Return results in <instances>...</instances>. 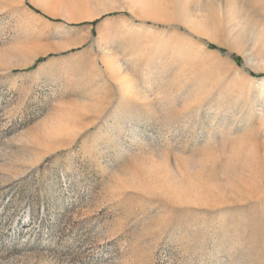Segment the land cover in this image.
I'll return each mask as SVG.
<instances>
[{
	"label": "rangeland",
	"instance_id": "374dc122",
	"mask_svg": "<svg viewBox=\"0 0 264 264\" xmlns=\"http://www.w3.org/2000/svg\"><path fill=\"white\" fill-rule=\"evenodd\" d=\"M0 264H264V0H0Z\"/></svg>",
	"mask_w": 264,
	"mask_h": 264
}]
</instances>
